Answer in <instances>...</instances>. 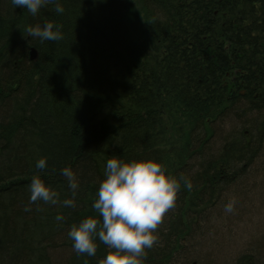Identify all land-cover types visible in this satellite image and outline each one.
Returning a JSON list of instances; mask_svg holds the SVG:
<instances>
[{"label": "trees", "instance_id": "16d2710c", "mask_svg": "<svg viewBox=\"0 0 264 264\" xmlns=\"http://www.w3.org/2000/svg\"><path fill=\"white\" fill-rule=\"evenodd\" d=\"M46 22L60 26L61 40L29 36V26ZM226 111L240 136L192 174ZM263 144L264 0H48L35 16L0 0V264H99L107 246L96 238L95 256L78 255L68 232L89 216L102 219L92 204L113 157L155 159L181 184L143 258L167 264L183 224L189 229L183 206L197 197V206H211L218 184L230 189L224 178ZM66 166L79 183L75 206L30 204L33 175L60 201L73 198ZM171 228L176 240L167 245Z\"/></svg>", "mask_w": 264, "mask_h": 264}, {"label": "clouds", "instance_id": "9594fccd", "mask_svg": "<svg viewBox=\"0 0 264 264\" xmlns=\"http://www.w3.org/2000/svg\"><path fill=\"white\" fill-rule=\"evenodd\" d=\"M47 2L48 0H11L14 7L26 9L32 16L37 15ZM55 11L62 14L64 8L58 3ZM26 30L29 36L39 38L42 42L59 41L63 38L60 26L53 22L29 26ZM35 167L45 169L46 158H40ZM61 175L72 190L73 198L60 201L55 190L46 185L39 175H33L28 186L29 203L42 201L46 204L61 203L64 207H74V197L79 188L77 177L70 166L62 168ZM103 176L92 204V208L102 219L89 216L71 226L68 237L72 241L73 250L78 255L95 256L98 238L109 249L99 264H143L145 250L156 242L155 230L164 214L175 206L181 184L167 174L160 162L152 158L127 161L110 158L106 161ZM182 179L183 186L190 189L191 181L188 178ZM234 203V200L227 203L224 211L233 212ZM29 210L30 208H25V211ZM55 219L62 223L64 217L58 213Z\"/></svg>", "mask_w": 264, "mask_h": 264}, {"label": "rangeland", "instance_id": "374dc122", "mask_svg": "<svg viewBox=\"0 0 264 264\" xmlns=\"http://www.w3.org/2000/svg\"><path fill=\"white\" fill-rule=\"evenodd\" d=\"M233 112L226 111L225 116L222 115L213 121L212 127L215 126L216 131L213 129L212 137L205 148V152H209V155L202 160L196 157L192 174L197 171L199 161L204 162L208 157L217 156L221 151L219 149H222L226 142H231L234 137L240 136ZM198 139V136L192 137L194 146L198 144ZM210 146L213 150L211 153ZM198 151H195L197 156ZM259 151L253 161L241 162L246 165H238L244 168L234 173L233 181L241 179L237 180L230 189H226L225 184H218L212 206L208 207L207 204L204 207L197 206L202 204L200 197L191 199L188 207L183 206L184 223L189 225V229L187 230L186 225L183 224L182 229L185 232H181L178 236L179 247L175 248L176 250L173 248L170 252L167 264H240L238 259L244 255L248 258L243 260L242 264H253L255 259L261 258V255L263 257L260 262L264 264V144ZM233 200L235 201L233 212L226 213L225 205ZM194 204L196 207L193 206ZM168 231L173 233L171 241L166 242L167 245L176 240L175 228ZM165 232L166 230L163 233ZM157 236L160 237L157 239L158 244L160 241L165 243L164 239L168 235ZM153 261L147 264H159L156 260Z\"/></svg>", "mask_w": 264, "mask_h": 264}, {"label": "water", "instance_id": "95a60500", "mask_svg": "<svg viewBox=\"0 0 264 264\" xmlns=\"http://www.w3.org/2000/svg\"><path fill=\"white\" fill-rule=\"evenodd\" d=\"M31 55H32L33 58H36L37 53H36V50L35 49L32 50Z\"/></svg>", "mask_w": 264, "mask_h": 264}, {"label": "bare ground", "instance_id": "6f19581e", "mask_svg": "<svg viewBox=\"0 0 264 264\" xmlns=\"http://www.w3.org/2000/svg\"><path fill=\"white\" fill-rule=\"evenodd\" d=\"M240 259H241V258L238 259V262H239ZM239 263H240V262H239Z\"/></svg>", "mask_w": 264, "mask_h": 264}]
</instances>
